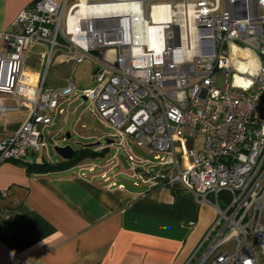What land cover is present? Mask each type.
I'll list each match as a JSON object with an SVG mask.
<instances>
[{"label": "built area", "instance_id": "1", "mask_svg": "<svg viewBox=\"0 0 264 264\" xmlns=\"http://www.w3.org/2000/svg\"><path fill=\"white\" fill-rule=\"evenodd\" d=\"M35 50L71 75L49 91L37 76L19 97ZM86 60L97 69L83 100L111 132L100 150L125 159L134 187H177L215 213L186 264H264V0H36L0 31V96L27 111L0 166L47 147Z\"/></svg>", "mask_w": 264, "mask_h": 264}, {"label": "crops", "instance_id": "2", "mask_svg": "<svg viewBox=\"0 0 264 264\" xmlns=\"http://www.w3.org/2000/svg\"><path fill=\"white\" fill-rule=\"evenodd\" d=\"M35 1L0 0V31ZM37 52L25 64L19 97H32L42 76ZM59 116L44 130L42 152L0 166V264H186L216 217L179 188L124 184L121 178H131L127 165L120 157L111 161L110 148L101 166L86 161L64 172L27 171L29 165L62 162L48 155L47 141H68L62 125L50 131ZM26 117L12 97L0 96V142L14 136ZM79 125L73 133L81 136Z\"/></svg>", "mask_w": 264, "mask_h": 264}, {"label": "rangeland", "instance_id": "3", "mask_svg": "<svg viewBox=\"0 0 264 264\" xmlns=\"http://www.w3.org/2000/svg\"><path fill=\"white\" fill-rule=\"evenodd\" d=\"M96 69V65H94L90 60H86L79 64L73 72V83L78 90L77 98L73 97L69 103L62 105V109L65 111V114L55 119L54 127L50 130L51 132H56L62 125L65 130L64 132L70 133L71 139L64 142L60 140V138L56 137L54 139L55 141L52 143V141L47 138L49 144L48 155L51 156L55 161H57V159H55V148L71 146L74 150H77L78 147L75 146L76 143L87 145L101 142L102 145H104L105 142L109 140L108 134L111 132L104 127L98 114L91 110L90 103L84 102L82 97V92L92 87L93 73ZM71 72L72 69L67 68L66 66L54 65L51 66L47 71L45 69L42 70L41 75L45 78L46 82L45 90L49 91L65 85V82L70 77ZM219 86H221V80L219 82ZM78 123L80 125L79 128H77V131H80L81 136L73 133ZM81 125H86L88 127L87 130L81 129ZM114 141L119 142L118 139H115ZM130 146L137 155L151 159V157L147 155L146 151L136 148L132 143H130ZM95 150L96 152H100L99 149ZM120 158L125 161L122 156ZM94 164L101 166L103 161L97 160L94 161ZM121 181L128 186H131L134 182L132 178L125 176L121 178ZM209 199L212 198L209 197ZM232 248L233 244L230 243L225 249L231 251Z\"/></svg>", "mask_w": 264, "mask_h": 264}, {"label": "trees", "instance_id": "4", "mask_svg": "<svg viewBox=\"0 0 264 264\" xmlns=\"http://www.w3.org/2000/svg\"><path fill=\"white\" fill-rule=\"evenodd\" d=\"M108 149L104 148L100 152H96L95 149H81L78 148L75 150V154L70 161L58 164H48L43 163L40 165H29L27 166V171L31 174H51L57 172H64L70 170L74 167L81 165L86 161H97V160H105L108 157Z\"/></svg>", "mask_w": 264, "mask_h": 264}, {"label": "water", "instance_id": "5", "mask_svg": "<svg viewBox=\"0 0 264 264\" xmlns=\"http://www.w3.org/2000/svg\"><path fill=\"white\" fill-rule=\"evenodd\" d=\"M67 139L68 140L70 139L69 134H67ZM111 143H112L111 141H106L104 145H110ZM104 145H102L101 142H96V143L87 144V145L76 143L75 146L78 148H81V149H100ZM54 152L57 155V157H59L64 162L70 161L75 154V150L71 146H65L62 148H55Z\"/></svg>", "mask_w": 264, "mask_h": 264}, {"label": "clouds", "instance_id": "6", "mask_svg": "<svg viewBox=\"0 0 264 264\" xmlns=\"http://www.w3.org/2000/svg\"><path fill=\"white\" fill-rule=\"evenodd\" d=\"M252 81L249 80L248 84L244 86V90H247L248 87H251ZM233 86L237 87L240 86V82L234 79Z\"/></svg>", "mask_w": 264, "mask_h": 264}, {"label": "bare ground", "instance_id": "7", "mask_svg": "<svg viewBox=\"0 0 264 264\" xmlns=\"http://www.w3.org/2000/svg\"><path fill=\"white\" fill-rule=\"evenodd\" d=\"M155 13H157V10H155ZM246 54H247V53H246ZM250 65H252L251 62L248 63V64H246V63H240V64H239V68H240V69H246V68H247L248 66H250ZM236 80L239 81V79H237V78H236ZM239 82H240V81H239Z\"/></svg>", "mask_w": 264, "mask_h": 264}]
</instances>
